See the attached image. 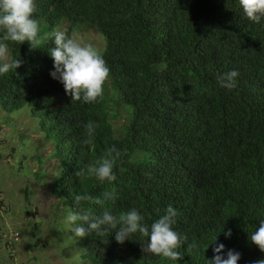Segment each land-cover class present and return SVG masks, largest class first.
<instances>
[{
    "label": "trees",
    "instance_id": "16d2710c",
    "mask_svg": "<svg viewBox=\"0 0 264 264\" xmlns=\"http://www.w3.org/2000/svg\"><path fill=\"white\" fill-rule=\"evenodd\" d=\"M34 4L38 34H45L32 47L7 42L21 66L0 76V110L11 113L30 103L31 115L55 142L60 171L50 194L59 207L88 209L95 217L136 209L149 229L171 205L178 213L171 227L187 237L177 249L183 259L172 260L144 251L149 238L139 232L117 243L115 230L102 226L80 238L84 261L209 264L218 243L224 253H240L238 264L264 259L249 240L264 220V18L247 19L239 0ZM63 21L69 31L88 24L101 34L116 98L104 85L96 102L72 101L50 76V33ZM232 70L239 73L235 87H221L218 77ZM121 109L129 114L125 121ZM89 122L96 127L86 145ZM112 145L122 153L113 168L116 180L101 182L86 171L75 175ZM78 194L101 203L77 205Z\"/></svg>",
    "mask_w": 264,
    "mask_h": 264
},
{
    "label": "clouds",
    "instance_id": "9594fccd",
    "mask_svg": "<svg viewBox=\"0 0 264 264\" xmlns=\"http://www.w3.org/2000/svg\"><path fill=\"white\" fill-rule=\"evenodd\" d=\"M239 5L250 21L259 23L264 18V0H239ZM35 10L34 0H0V31L3 32L0 36V76L21 66L18 58L13 59L10 56L7 42L19 45L27 41L31 47L37 43L39 25L38 21L33 18ZM66 31V29H53L50 33L54 37V47L48 50L54 68L50 76L63 84L65 93L71 96L72 101L96 102L103 95V86L109 77V68L106 66L102 53L93 44L86 43L78 37H69ZM238 74L236 70L227 72L218 77V83L221 87L231 89L235 87V77ZM95 127L91 122L85 125L87 138L83 140L84 144L88 145L93 142ZM121 155V150L112 145L106 149L96 164L85 166L75 175L84 176L86 171L88 175H94L101 182L114 181L116 175L113 168ZM74 199L77 205L82 201L93 204L101 203L99 198H94L89 194H78ZM177 214L169 205L165 214L153 222L150 229L148 225L141 223L143 217L136 209L121 213L119 217L109 211H104L100 217H95L88 209L79 212L69 210L66 221L73 226L71 231L74 236L79 238L85 237L91 231L100 233L102 226L115 230L117 243H123L132 234L139 232L149 238L144 251L179 260L183 259V255L177 249L187 241V237L181 236L171 227L175 223ZM77 221L82 223L77 224ZM224 234L226 238L230 237L231 229ZM249 240L261 252H264V220H261L256 230L249 235ZM215 241L216 238L212 243ZM190 246L194 247V245ZM223 250L222 243L216 244L213 248V257L208 260L209 264H238L239 252L230 249L224 253ZM254 264H264V259L257 260Z\"/></svg>",
    "mask_w": 264,
    "mask_h": 264
},
{
    "label": "rangeland",
    "instance_id": "374dc122",
    "mask_svg": "<svg viewBox=\"0 0 264 264\" xmlns=\"http://www.w3.org/2000/svg\"><path fill=\"white\" fill-rule=\"evenodd\" d=\"M68 26L63 21L57 29L103 50L104 39L94 27L79 24L69 31ZM104 85L107 95L116 98L108 80ZM31 107L29 103L11 113L0 110V264H88L80 238L66 221L70 209L59 207L50 194L60 164L55 142L31 115ZM120 113L122 120L129 118L125 110Z\"/></svg>",
    "mask_w": 264,
    "mask_h": 264
}]
</instances>
